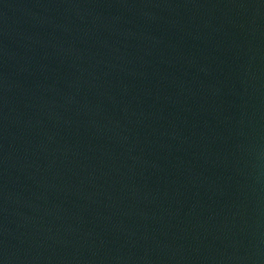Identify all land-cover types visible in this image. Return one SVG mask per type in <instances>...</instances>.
Masks as SVG:
<instances>
[{"label": "water", "instance_id": "obj_1", "mask_svg": "<svg viewBox=\"0 0 264 264\" xmlns=\"http://www.w3.org/2000/svg\"><path fill=\"white\" fill-rule=\"evenodd\" d=\"M0 264H264V0H0Z\"/></svg>", "mask_w": 264, "mask_h": 264}]
</instances>
